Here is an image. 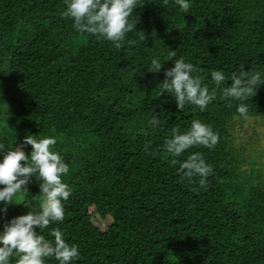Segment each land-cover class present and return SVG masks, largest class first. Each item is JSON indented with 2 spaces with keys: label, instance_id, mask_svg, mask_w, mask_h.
<instances>
[{
  "label": "trees",
  "instance_id": "trees-1",
  "mask_svg": "<svg viewBox=\"0 0 264 264\" xmlns=\"http://www.w3.org/2000/svg\"><path fill=\"white\" fill-rule=\"evenodd\" d=\"M140 3L130 17L136 31L117 49L62 18L65 0H0V159L26 135L57 138L72 195L64 222L42 234L52 240L51 228L62 229L79 248L72 264H264L262 170L241 168L231 138L240 101L228 107L218 94L203 112L180 111L171 94L159 95L164 70L181 57L210 89L213 70L228 77L224 86L241 65L264 72V0H190L188 13L174 0ZM153 58L159 72H151ZM246 103L249 117L264 119V84ZM153 115L157 129L148 125ZM193 120L220 137L214 149L189 150L214 169L206 189L178 175L189 152L163 150L170 129ZM28 191L22 200L39 192L34 177Z\"/></svg>",
  "mask_w": 264,
  "mask_h": 264
},
{
  "label": "clouds",
  "instance_id": "clouds-1",
  "mask_svg": "<svg viewBox=\"0 0 264 264\" xmlns=\"http://www.w3.org/2000/svg\"><path fill=\"white\" fill-rule=\"evenodd\" d=\"M174 2L183 13H188L192 6L190 0ZM168 3L169 0H162L163 6ZM65 4V9L59 15L64 19L70 18L78 33L108 40L117 49L122 47L128 33L136 31L134 26L137 20L130 17L135 8L143 5L140 0H65ZM140 39L145 40V35ZM168 55L174 57L176 52L170 50ZM151 68V72H159L161 60L153 58ZM200 72V68L186 62L183 57L176 59L171 68L164 70L165 78L159 83V95L171 94L180 111L186 105H191L203 112L219 94L228 107L232 106L231 101H240L236 107L237 113L244 119L249 118L246 101L264 84V72L256 70L255 66L246 71L241 65L238 71L231 74L230 84L224 86L228 77L222 70H213L211 79L214 87L211 89L203 83ZM160 124L155 115L148 120L149 127L153 129L159 128ZM219 138L211 125L193 120L187 130L182 131L179 125L172 127L163 150L169 157H180L193 148L214 149ZM57 142L54 136L38 139L36 135H26L15 147L2 151L0 185L3 187H0V202L4 207H0V213H6L7 206L12 204H23L29 211L3 223V231H0V264H13V257L15 264H45L49 258H54L58 264H72L80 258L78 246L66 241L62 229L51 228L52 240L42 234L52 224L64 222V202L72 195V188L63 180L69 174L70 167L63 156L54 150ZM26 145L31 146L30 155L24 151ZM150 147L149 141L144 151L149 152ZM171 163L176 164L177 160L172 159ZM177 172L181 180L189 184L198 183L206 189L207 177L214 174V169L206 162L202 152L194 151L189 152L179 164ZM33 177L39 184V200H34L35 205L31 203L33 200H21L29 193L28 185ZM36 228L40 231L37 232Z\"/></svg>",
  "mask_w": 264,
  "mask_h": 264
},
{
  "label": "rangeland",
  "instance_id": "rangeland-1",
  "mask_svg": "<svg viewBox=\"0 0 264 264\" xmlns=\"http://www.w3.org/2000/svg\"><path fill=\"white\" fill-rule=\"evenodd\" d=\"M230 131L233 145L238 149L239 155L242 158L241 168L249 169L250 163H252L254 169L262 170L260 174L264 180V119L256 117H249L248 119L236 118L234 122L231 123ZM249 172L250 171H248V173ZM38 194L39 192L30 199L33 200L31 201L33 205L39 200ZM12 205L7 206L6 213H0V217L4 215L7 217L5 222L17 215H22L29 211L23 204ZM19 205L22 207H20L18 211H14V207ZM0 207H4L2 202H0ZM105 222L106 221H103L100 227H103ZM0 231H3V225L0 227Z\"/></svg>",
  "mask_w": 264,
  "mask_h": 264
}]
</instances>
